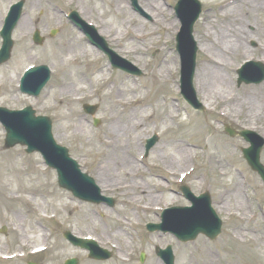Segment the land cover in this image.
<instances>
[{"label": "rangeland", "instance_id": "374dc122", "mask_svg": "<svg viewBox=\"0 0 264 264\" xmlns=\"http://www.w3.org/2000/svg\"><path fill=\"white\" fill-rule=\"evenodd\" d=\"M19 1L22 0H0V27L11 5ZM24 1L23 18L28 20L31 31L26 39L19 36L20 28L13 34L15 45L11 60L0 66V107L18 110L31 106L37 116L49 117L53 122L55 140L69 149L71 156L83 167L84 172L95 179L99 186L103 172L100 171L98 165L107 158L103 148L100 147L104 134L112 124L117 123L119 126L124 124L132 107L118 106L110 100L102 103L98 101V98L87 99L81 103H74L71 100V97L83 96L84 92H90L86 89L72 93L73 96L66 97L62 105L63 102L59 100L61 85L71 76L75 80L74 83L78 80L83 81L85 78L82 75H88L92 67H108L103 78L110 79L111 83L107 86V83L105 85L101 82L95 84L94 95L97 97L100 98L112 92L113 97L122 95L124 98L129 97V100L132 97L147 101L157 98L168 105L171 104L172 107L170 108L167 104L151 107L143 104L141 108L135 110L139 111L136 122L141 125V129L135 130V133L142 138L138 142L139 148L132 156L126 157L137 163L135 157L144 155V143L148 138L157 135L159 142L143 162L139 161L137 168L129 167L123 170L119 166V168L112 169L117 185L138 181L146 190H151L155 197H149L146 192L138 191L123 194L125 189L109 190L112 187L102 188L100 186L103 189V195L115 198L114 208L81 202L71 193L59 188L56 173L47 168L40 154L28 155L25 148L20 146L5 150V130L0 124V230L6 229V235L0 234V250H7L9 255L14 252L23 254L24 259L15 264H27L28 262L63 264L70 258L78 259L79 264H85V262L119 264L117 256H128L131 264H153L158 261L164 264L157 257L155 249L168 246L173 248L175 264H182L186 253L195 256L199 264H201V256L205 253L212 255L215 260L212 264H264V183L258 174L250 169L243 157L242 149L249 147V144L239 137L230 138L224 132L225 127L230 126L237 131L250 129L264 137L263 121L253 119L250 113L255 111L247 107L248 104L251 106L257 104L256 107L261 108L260 113L264 116V83L238 87V77L230 73L232 93L237 95L239 101H246L247 104L238 106L236 111L239 110V112L231 114L230 119L211 114L207 107L203 113L194 111L179 95L181 93V59L176 52V37L181 24L174 11L178 0H161L163 9L167 11L166 17L161 14L157 17L155 13L146 8L147 1L138 0L140 8L149 12L150 20L135 13L130 0H122L128 10L136 16V21L139 20L140 26L133 24L129 28L131 33L144 34V38L142 42L131 41L132 35H129L127 48H122L123 44L121 48L110 44V48L115 49L117 53L141 69L142 77H128L126 73L114 69L107 56L97 48L85 45L84 41H81L80 45L92 48L98 57V62L93 65H89L88 62L93 55L88 54L89 56L85 58L78 57L79 62L82 63L81 68H73L67 62L66 55H62L57 49L63 46L68 38L74 40L83 35L70 25L65 18L66 13L74 10L87 21L107 22L113 17L112 11L115 7L111 0ZM199 1L202 4V14L195 26V38L202 33V27L206 24L221 25L222 17L216 7L217 4L226 0ZM92 3L97 5L94 10H92ZM58 6L69 8L58 11ZM253 10L246 4L238 7L242 21L245 20V22L238 23L242 26L235 23L232 28L234 31L235 27L238 30L243 27V32L246 33L243 36L244 45L245 40L255 36H258L256 39L264 45V13L259 10L252 13ZM245 15H249V18ZM224 23L227 27L232 24L227 23L226 20ZM114 24L116 28L120 25L118 36H122L125 31L123 19L118 18ZM256 26L260 31L255 28ZM109 27L110 25L105 29L110 30ZM36 30L40 31L41 36L45 38L42 46H37L33 42L32 37ZM53 30H58V33L51 37ZM233 31H230L232 39L234 38ZM255 32L257 35L254 34ZM138 45H140V51L136 54L132 48ZM1 46L0 38V48ZM128 52L133 53L128 54ZM249 55H254L257 59L260 52L257 50L249 54L240 52L239 56L229 57V62L234 66L238 65ZM172 58L176 61V67L171 80L178 88L177 93L170 88V82H167L170 90L160 88L161 83L159 82L155 84L162 64ZM202 58V53L197 52L196 71L201 65ZM32 65H48L53 72L49 85L38 99L24 96L19 90H15L18 77H21L23 72ZM78 85L80 83H76V86ZM118 90H122L128 96L123 93L118 94ZM170 98L177 99L171 100ZM197 98L200 102L203 101L199 94ZM86 104L99 106L95 116L85 114L83 105ZM221 110H223L221 106L216 109L217 112ZM168 114H172L173 121L166 123L164 119ZM95 119L100 120L98 127L94 125ZM77 121H81L86 127V134L83 137L76 135L78 134L76 130L80 127ZM183 142L192 145V148H189L191 151L187 162L183 156L175 152L182 147L180 144ZM87 143L93 145L94 148L87 147ZM218 162H221V166L217 165ZM261 162L264 165V148L261 153ZM187 166L192 173L183 180L182 184L189 187L195 195L209 192L213 207L223 221L222 233L215 241L199 236L194 242L180 243L172 235L162 232L149 233L146 230L148 223H160L161 215L153 211L144 212L142 204L155 205L161 209L168 208L172 204L190 206V202L181 195L180 188L177 186V181L181 183L179 171L186 170ZM172 171L175 174H172ZM223 171L224 175H221ZM173 178L176 181H173ZM165 185L169 188H164ZM236 185L239 186L241 199L246 204L245 216L241 212L234 215L236 209L234 206L226 207L224 211L219 210L222 206L219 199H226L228 195H231ZM131 198H138L140 203L132 204L129 201ZM240 215L244 220H241ZM118 219L129 221L132 225L126 227L129 235L124 236V239H127V242L117 236V233H121L117 232L116 225H114ZM239 226H245L253 231L246 232L247 235H245L239 230ZM66 231L84 236L92 234L96 239L107 237L114 243L108 244V248H105L111 253V259L102 262L89 259L87 251L74 247L63 238V233ZM24 244L30 246L29 250H21ZM59 245L67 246L68 252L64 253L66 249H61ZM114 245H119L121 251L116 252ZM40 248H48V251L37 256L31 254ZM142 254L146 256L144 263L140 262ZM0 264L9 263L0 261Z\"/></svg>", "mask_w": 264, "mask_h": 264}, {"label": "bare ground", "instance_id": "6f19581e", "mask_svg": "<svg viewBox=\"0 0 264 264\" xmlns=\"http://www.w3.org/2000/svg\"><path fill=\"white\" fill-rule=\"evenodd\" d=\"M111 2L114 4V11H112L113 17L109 19L107 22L100 20L96 22V26L100 29V33L103 35H106L108 39L112 43H118L119 42V36H118V29L120 28V25H117V28L115 27V22L118 18L123 19V26H125L124 33H128L127 31L133 24H138L139 20L136 21V16L131 13L128 10L127 5L122 0H111ZM148 3H146V8L150 10V12L155 13L157 17L160 16V14L163 17H166L167 11L163 9V5L161 3V0H148ZM66 3V1H65ZM244 4L248 5L249 7L253 8L254 10L264 11V0H235L233 2L228 3H221V7L219 8L220 16L222 17L220 22L221 25H215V24H206V26L202 27V33L200 35L196 36V40L198 42V47L200 51L204 54L203 60L201 62V65L199 66L196 76H195V87L197 93L202 98V103L205 106H208L209 111L211 114H215L217 116H222L226 118H231V114H234L235 112H239V110L236 111V108L238 106H245L247 104L246 101H239V98L232 94V91L230 89L231 86V68L234 66L229 62V57L233 56L236 57L239 56L240 52H252L247 45H244L243 42V36L246 34L243 32V27L239 30L234 28L233 31V24L235 23H242V15H240V12H238V7H242ZM93 8L92 10L96 9V6L94 3H92ZM4 9V7H3ZM147 11V10H146ZM1 12V8H0ZM234 17V18H233ZM226 20L227 23L231 24L228 27L224 23ZM224 21V22H222ZM141 22V21H140ZM0 23H1V13H0ZM108 25H110V30H106ZM138 26H140L138 24ZM238 26H242V24H238ZM29 22L27 19H22L21 24L19 26L20 33L19 36L22 39H26L28 35L30 34V28H29ZM106 28V29H105ZM164 29V28H163ZM168 29V28H167ZM230 31H233L234 38L232 39V35H230ZM153 33V31H152ZM151 33V34H152ZM245 33V34H244ZM123 38V35L122 37ZM81 38H75L74 40H70L69 38L65 41L63 46L58 47L57 49L60 51L62 55H66L67 62L70 63V65L73 68H81L82 63L79 62L78 57L85 58L86 56H89L88 54H92L91 59H89V65H93L94 63L98 62V57L95 55V51L92 48H88L86 46H81ZM132 44V43H130ZM133 52L138 54L140 51V45L134 46L132 48ZM79 54H78V52ZM77 54V55H76ZM176 67V61L174 58L166 60L162 64V67L159 69L158 76H156L155 84L157 82L161 83L160 88L170 90L172 88L175 93H177L178 88L175 85V82L171 80L172 73L174 72V69ZM107 67H92L90 70V73L88 75H82L85 79L83 81H77L76 83H80V85L76 86V83H74V79L72 76L69 80H67L65 83L61 85V91L59 100L64 105V101L66 97L73 96L72 93H75L77 90L80 89H86L90 90V92H84L85 97L91 96V92L93 91V87L95 84L101 82L106 83L109 82V80H105L104 75L106 74ZM167 82L171 83L170 88L167 86ZM70 83V84H69ZM125 94L127 93L123 92L122 90H118V94ZM113 93L109 92L105 96L100 97L98 101L104 103L106 101L112 102L115 105H138L136 107V110L141 108L143 104L151 106H158V104L166 105L167 103L163 100H159L157 98H153L151 100H142V98L138 97H132L131 100L128 98H124L122 95L113 97ZM78 97V96H75ZM73 98V97H72ZM72 103V102H71ZM168 105V104H167ZM170 108L172 105H168ZM223 107V110L220 112H217L214 108L216 107ZM250 107L255 112L250 113V116L255 120H261L263 121L264 125V116L260 113L261 108L256 107L257 104L250 105L248 104L247 107ZM130 115H128V118L124 121V124L119 126L117 123L112 124L110 128L107 130V132L104 134V140L103 143L100 144V147L103 148L105 153H107V158L104 162H101L98 165V168L100 171L103 172V174L100 176L101 181V187L107 188V186L115 188H126V192L123 194H130V193H136L138 192H146V194L149 197H155L151 190L145 189L138 181H131L132 183H126L124 185H118L117 181L115 180V173L112 168L120 166L121 169H126L129 167H135L137 168V163H134L132 160H130L128 157L129 155H132L136 149L139 148L138 142L142 138L140 135L138 136L135 133V130L141 129V125L139 122H136L137 114H139V111L132 110L129 112ZM256 113V114H255ZM264 114V113H263ZM164 121L170 122L173 121L172 114H168ZM77 124L80 126L77 128L76 132L81 135V137L85 136L86 130L85 125L81 123V121H77ZM143 130V129H142ZM75 134V133H74ZM179 145V144H177ZM180 145L182 147H179L180 149H177L178 151H175L176 154H179L180 156H183L185 158V162H187L188 155L190 154V143L183 142ZM93 149L94 146L87 143V147H90ZM218 166H221V162L217 163ZM188 167V166H187ZM190 168L188 167L184 171H179L180 173H186V177L190 175ZM173 174H175L174 171H172ZM221 175H224V171ZM104 184V185H103ZM228 194V193H227ZM222 206H220L219 210L224 211L226 207H236L234 215H237L236 213H242L243 216H245L244 211L246 204L243 202V199H241V193L240 188L238 185L234 187V191L231 195H228L226 199H219ZM129 201L132 204L140 203L138 198H131ZM142 207L144 208V212L150 213V211H156L158 210L157 206H152L149 204H142ZM141 208V207H140ZM241 220H244L243 217L240 215ZM114 225H116L115 229L120 231L121 233H117V236L122 239L123 241L127 242V239H124V236L129 235L126 227H131V223L126 220H117ZM240 231L244 232L245 235L246 232L251 233L250 228H247L245 226H239L238 227ZM76 236H83L82 234H76ZM107 238V237H106ZM100 238L99 241L105 245L108 243V238L106 239ZM131 238V237H130ZM132 239V238H131ZM60 248H64V253L68 252L67 246L59 245ZM58 246V247H59ZM29 246L27 244L23 245L22 249H27ZM0 251L3 252L1 249ZM84 255V254H82ZM119 259V264H127V261L124 260L121 256H117ZM214 259L212 258V255L209 253H205L204 256H201V264H212L214 263ZM85 264H97V263H88L85 262ZM153 264H161L159 262H153ZM182 264H199L197 261V258L195 256H192L190 253H186L183 256V263Z\"/></svg>", "mask_w": 264, "mask_h": 264}, {"label": "water", "instance_id": "95a60500", "mask_svg": "<svg viewBox=\"0 0 264 264\" xmlns=\"http://www.w3.org/2000/svg\"><path fill=\"white\" fill-rule=\"evenodd\" d=\"M17 11H15V13L13 14V19H15L18 15H19V11L21 10V7H19L18 9H16ZM36 42L41 43V39L36 37ZM12 42H11V38H10V33H8L7 38L5 39V56L3 57V61H6L11 53V49H12ZM194 65V62H193ZM43 84H41L37 91L43 88ZM38 95V94H37ZM194 108L196 109H200L201 107L196 103H192L191 104ZM89 112H93L92 108H88ZM25 121L27 122H32L33 124H30L28 126L33 127L35 122H41L43 121L42 119H37L35 120L34 117H29L27 119H25ZM46 132H47V137L49 140H51L50 138V127L49 125H46ZM8 138H7V146L8 147H13L16 144L20 143L23 145H29L30 150L32 151L33 149L31 148H35L34 146H37L38 144L34 142V140L30 137H28L27 135H29L30 131L27 130H20V129H15L13 127H8ZM230 134L233 136L234 133L230 132ZM27 136V137H26ZM29 150V151H30ZM245 157L247 158V160L249 161L250 165L252 166V168L257 171L261 177L264 180V168L263 166L260 164L259 161V152L258 151H252V149H249L248 151H245ZM63 182V183H62ZM62 186H67L68 188H76L78 187V183L77 182H73L74 185H71L69 182L65 181L64 179L61 180ZM186 195L189 196V193L186 192ZM176 212H179L183 217H188L190 215L191 218H194L196 215V224H193L192 226H190L189 228L187 227H175V234L177 235V237L179 238V240L182 241H190V240H194L197 238V236L199 234H205L206 236L210 237L211 239H215L220 231H221V222L218 220L215 212L211 209V201L209 198V195L206 194L203 197H201L200 201L196 200V204H195V209L189 210L188 212L191 214H187V212H185L184 210H176ZM198 215V216H197ZM205 219L207 221H205ZM178 229V230H176ZM67 237H69V235H66ZM93 253L97 252V250L95 249V247L92 249ZM160 255L162 254L166 259H168V262H170V264H173V258H172V253L171 250L168 249L166 252L159 253ZM100 258H105V257H100ZM70 264H76V262H72Z\"/></svg>", "mask_w": 264, "mask_h": 264}]
</instances>
